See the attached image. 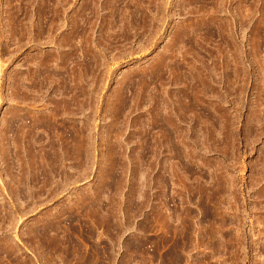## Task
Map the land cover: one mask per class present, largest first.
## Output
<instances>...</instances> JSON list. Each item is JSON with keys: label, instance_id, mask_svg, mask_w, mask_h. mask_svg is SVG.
Wrapping results in <instances>:
<instances>
[{"label": "rangeland", "instance_id": "rangeland-1", "mask_svg": "<svg viewBox=\"0 0 264 264\" xmlns=\"http://www.w3.org/2000/svg\"><path fill=\"white\" fill-rule=\"evenodd\" d=\"M263 110L264 0H0V264H264Z\"/></svg>", "mask_w": 264, "mask_h": 264}, {"label": "bare ground", "instance_id": "bare-ground-1", "mask_svg": "<svg viewBox=\"0 0 264 264\" xmlns=\"http://www.w3.org/2000/svg\"><path fill=\"white\" fill-rule=\"evenodd\" d=\"M32 45H33V44H32ZM40 59H41V58H40ZM40 68H41V67H40ZM19 75H20V74H19ZM32 79H33V78H32ZM31 84H32V83H31ZM81 94H82V93H81ZM262 106H263V105H262ZM263 111H264V110H263ZM256 117H257V116H256ZM254 118H255V117H254ZM23 119H24V118H23ZM37 119H38V118H37ZM46 120H47V119H46ZM43 122H44V121H43ZM22 129H23V128H22ZM19 130H20V129H19ZM27 131H28V130H27ZM30 135H31V134H30ZM28 138H29V137H28ZM35 160H36V159H35ZM19 164H20V163H19ZM212 231H213V230H211V232H212ZM211 232L209 231V232L207 233V235H208L209 233H210V234H209V236H207L208 238H206V241H207V242H208V240H210L209 243H210L211 241L213 242L212 238L215 236L213 233L216 234V233L218 232V230H217V232H214V231H213L212 233H211ZM204 233H206V232H204ZM204 233H203V235H205ZM203 235H201V236L198 235V236H197V237H199V238H198L199 244H200V242H201V238H202V239H205V238L202 237ZM213 235H214V236H213ZM204 237H205V236H204ZM215 238H221V237L218 236V234H217V237L215 236ZM215 238H214V239H215ZM207 239H208V240H207ZM206 241H205V242H206ZM205 242H204V243H205ZM211 245H212V244H211ZM214 246H216V245H214ZM208 247H209V246H208ZM199 260H200V259H199ZM201 261H202V260H201ZM197 262H198V261H197Z\"/></svg>", "mask_w": 264, "mask_h": 264}]
</instances>
